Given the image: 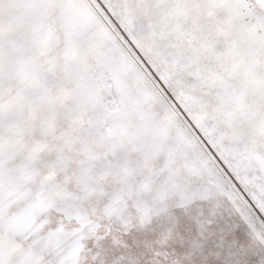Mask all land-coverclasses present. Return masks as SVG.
Here are the masks:
<instances>
[{"label": "snow or ice", "instance_id": "obj_1", "mask_svg": "<svg viewBox=\"0 0 264 264\" xmlns=\"http://www.w3.org/2000/svg\"><path fill=\"white\" fill-rule=\"evenodd\" d=\"M0 264H264V0H0Z\"/></svg>", "mask_w": 264, "mask_h": 264}]
</instances>
